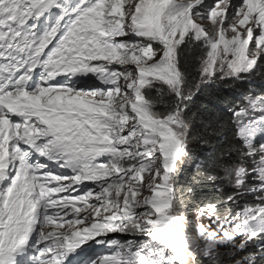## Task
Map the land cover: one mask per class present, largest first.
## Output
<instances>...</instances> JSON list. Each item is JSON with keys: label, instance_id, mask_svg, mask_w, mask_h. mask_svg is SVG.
<instances>
[{"label": "snow or ice", "instance_id": "obj_1", "mask_svg": "<svg viewBox=\"0 0 264 264\" xmlns=\"http://www.w3.org/2000/svg\"><path fill=\"white\" fill-rule=\"evenodd\" d=\"M0 264H264V0H0Z\"/></svg>", "mask_w": 264, "mask_h": 264}, {"label": "trees", "instance_id": "obj_2", "mask_svg": "<svg viewBox=\"0 0 264 264\" xmlns=\"http://www.w3.org/2000/svg\"><path fill=\"white\" fill-rule=\"evenodd\" d=\"M209 93H213V94L218 95L220 97V102H219L218 108H223L224 105L227 104L229 100L234 99V93L229 92L227 90L217 92L215 87H213L212 89H206L204 92L195 96L192 100L191 108L193 110H195V109L201 107L202 105L206 104L207 100H208ZM192 174H194V167L190 166L187 169V171L185 172V174L180 177V180L177 184V188L186 187L188 181L191 179ZM248 204H249V206H254V204H255L254 199L249 198Z\"/></svg>", "mask_w": 264, "mask_h": 264}, {"label": "rangeland", "instance_id": "obj_3", "mask_svg": "<svg viewBox=\"0 0 264 264\" xmlns=\"http://www.w3.org/2000/svg\"><path fill=\"white\" fill-rule=\"evenodd\" d=\"M128 237H123V239H127ZM136 239H143V237H137Z\"/></svg>", "mask_w": 264, "mask_h": 264}]
</instances>
